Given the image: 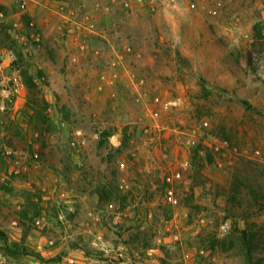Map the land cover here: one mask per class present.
<instances>
[{
  "label": "rangeland",
  "instance_id": "obj_1",
  "mask_svg": "<svg viewBox=\"0 0 264 264\" xmlns=\"http://www.w3.org/2000/svg\"><path fill=\"white\" fill-rule=\"evenodd\" d=\"M22 2L0 264H264V0Z\"/></svg>",
  "mask_w": 264,
  "mask_h": 264
},
{
  "label": "built area",
  "instance_id": "obj_2",
  "mask_svg": "<svg viewBox=\"0 0 264 264\" xmlns=\"http://www.w3.org/2000/svg\"><path fill=\"white\" fill-rule=\"evenodd\" d=\"M15 4L23 8L25 3L22 0H15ZM10 63V62H9ZM23 83L17 71H11L8 75L0 73V104L4 105L9 101V97L22 89ZM206 126L207 124L204 123Z\"/></svg>",
  "mask_w": 264,
  "mask_h": 264
},
{
  "label": "trees",
  "instance_id": "obj_3",
  "mask_svg": "<svg viewBox=\"0 0 264 264\" xmlns=\"http://www.w3.org/2000/svg\"><path fill=\"white\" fill-rule=\"evenodd\" d=\"M245 254H246L245 256H246L247 260L249 261V259H250V252L246 250Z\"/></svg>",
  "mask_w": 264,
  "mask_h": 264
}]
</instances>
